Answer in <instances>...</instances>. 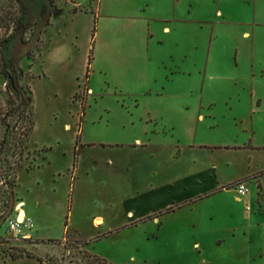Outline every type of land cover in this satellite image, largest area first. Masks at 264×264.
Instances as JSON below:
<instances>
[{"label": "rangeland", "instance_id": "374dc122", "mask_svg": "<svg viewBox=\"0 0 264 264\" xmlns=\"http://www.w3.org/2000/svg\"><path fill=\"white\" fill-rule=\"evenodd\" d=\"M53 1L58 13L49 26L42 24L36 47L28 44L30 30L26 44L13 38L7 49L33 94L35 128L25 138L14 187L0 176V234L16 216L7 217L13 190L15 208L25 202L33 218L27 216L33 237H0V264H40L37 258L50 264L63 257L68 264L64 246L48 242L66 237L113 264H264V220L247 217L253 207L247 198L238 203L235 192H221L172 214L161 210L183 194L184 183L187 194L204 192L196 177L216 170L229 181L247 172L246 152L201 147L243 144L252 122L257 140H264V111L255 116L251 96L230 85L227 93L191 94L189 81L100 73L109 57L97 64L93 59L104 46L108 52L109 24L123 20L99 16L97 0H86L88 15L72 21L70 1ZM28 253L37 258H18Z\"/></svg>", "mask_w": 264, "mask_h": 264}, {"label": "crops", "instance_id": "0c3cea01", "mask_svg": "<svg viewBox=\"0 0 264 264\" xmlns=\"http://www.w3.org/2000/svg\"><path fill=\"white\" fill-rule=\"evenodd\" d=\"M69 1L72 21L88 15L86 0ZM259 5L260 0H97L99 16L123 21L109 24L108 52L105 46L100 48L93 62L97 64L107 56L108 67L99 65L100 73L125 78L153 79L158 83L162 78L189 81L191 94L214 89L227 93L225 89L230 85L238 95L251 96L253 114L260 116L264 111V42L259 37L263 33L260 29L264 27V13L259 11ZM241 9L245 10V16L237 19ZM120 26L128 33L122 36ZM148 86L147 83L145 87ZM177 90L186 92L183 88ZM251 130L252 136L243 144L234 141L201 147L228 153L246 152L247 172L229 181L223 180L216 170L210 171L209 178L196 177L204 192L187 194L189 187L184 183L183 194L167 203L162 212L175 213L221 192L236 193L225 188L247 180L250 193L245 198L255 208L247 209L250 213L247 217L256 222L264 220V140H257L253 122ZM78 151L76 147L74 166ZM236 200L244 202L237 193ZM23 211L31 217L26 206ZM236 216L239 214L233 211L231 218ZM37 235L40 237L38 231Z\"/></svg>", "mask_w": 264, "mask_h": 264}, {"label": "trees", "instance_id": "16d2710c", "mask_svg": "<svg viewBox=\"0 0 264 264\" xmlns=\"http://www.w3.org/2000/svg\"><path fill=\"white\" fill-rule=\"evenodd\" d=\"M28 15L25 0H0V176L10 189L16 183L17 173L23 168L25 138L35 128L33 94L24 85L20 70L7 50L14 34L24 28ZM91 62L92 56L89 67ZM0 237L8 239L7 235L0 234ZM48 242L64 246L65 253L70 255L68 264H113L87 251L89 244L71 241L67 237L62 241ZM25 256L37 258L30 253L20 254L18 258ZM37 260L40 264H49L41 258ZM64 260L65 257L50 259V264H65Z\"/></svg>", "mask_w": 264, "mask_h": 264}, {"label": "flooded vegetation", "instance_id": "af4514ba", "mask_svg": "<svg viewBox=\"0 0 264 264\" xmlns=\"http://www.w3.org/2000/svg\"><path fill=\"white\" fill-rule=\"evenodd\" d=\"M37 6L35 10L33 9V3L32 0H25V3L28 5L29 9V15L25 22L24 28L19 31V33L16 35L14 34V43L16 45L18 44H26L25 37L28 34L30 30H33L32 35L29 40V45L36 47L38 44V41L40 39V36L42 38V24H44V21L46 20L47 26L50 25V22L58 13V5L53 0H36ZM46 4H48V8L46 7ZM48 9L51 10L50 13H48ZM46 18V19H45ZM36 26V28L33 27ZM24 41V42H23ZM15 48L18 49L17 46ZM16 49V51H17ZM15 51V53H16ZM14 59V58H13ZM15 61V60H14ZM16 64V62H15ZM17 66V64H16Z\"/></svg>", "mask_w": 264, "mask_h": 264}, {"label": "built area", "instance_id": "2783aa9c", "mask_svg": "<svg viewBox=\"0 0 264 264\" xmlns=\"http://www.w3.org/2000/svg\"><path fill=\"white\" fill-rule=\"evenodd\" d=\"M231 189L236 191L239 200L244 199L250 193L249 183L247 180H242L233 184ZM14 212L16 213V216L10 217L5 221L7 225L6 235L8 239L13 241L31 240L33 237L32 220L28 218L26 214L22 215L23 209L20 204L16 206Z\"/></svg>", "mask_w": 264, "mask_h": 264}, {"label": "water", "instance_id": "95a60500", "mask_svg": "<svg viewBox=\"0 0 264 264\" xmlns=\"http://www.w3.org/2000/svg\"><path fill=\"white\" fill-rule=\"evenodd\" d=\"M14 207H15V194H14V191L12 190L11 191L10 210H9L7 217H9L11 215V213L14 211Z\"/></svg>", "mask_w": 264, "mask_h": 264}, {"label": "bare ground", "instance_id": "6f19581e", "mask_svg": "<svg viewBox=\"0 0 264 264\" xmlns=\"http://www.w3.org/2000/svg\"><path fill=\"white\" fill-rule=\"evenodd\" d=\"M20 206L23 208L24 204L23 203H20ZM26 212H22V215H24ZM97 223L98 224H101L102 223V220H97Z\"/></svg>", "mask_w": 264, "mask_h": 264}]
</instances>
